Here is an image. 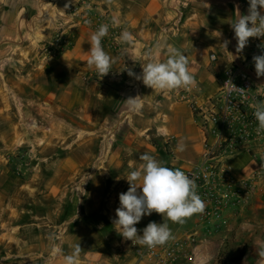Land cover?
Listing matches in <instances>:
<instances>
[{"label":"rangeland","instance_id":"obj_1","mask_svg":"<svg viewBox=\"0 0 264 264\" xmlns=\"http://www.w3.org/2000/svg\"><path fill=\"white\" fill-rule=\"evenodd\" d=\"M17 1L0 0V218L1 207L32 211L35 225L26 231L25 240L35 241L34 264H44L57 246L62 254L76 244L86 248L93 228L81 224V207H97L89 218L112 231L110 207L120 206L119 194L129 188L125 178L141 163L140 154L148 153L175 168L170 161L176 143L166 141L168 137L152 122L157 116V123H166L163 113L159 118L160 105L155 101L143 104L139 113L123 112L118 104L113 109L115 88L107 80L117 71L102 77L88 65L61 59L71 46V32L69 44L58 48L60 30L55 20L62 10L58 0H41L37 18L26 23L25 37L4 43L1 8L14 11L23 5ZM102 91L106 96H99ZM50 92L53 101L46 96ZM167 102L171 105L176 98ZM183 117L179 115L180 123ZM19 125L24 128L21 140ZM1 138L14 146L1 149ZM117 161L123 163L119 169ZM49 210L52 216L45 226ZM226 231L232 241L227 239L219 249L227 256L219 262L238 264L249 248L254 251L257 246L249 242L241 248L233 241L232 230ZM97 238L105 242L104 236Z\"/></svg>","mask_w":264,"mask_h":264},{"label":"crops","instance_id":"obj_2","mask_svg":"<svg viewBox=\"0 0 264 264\" xmlns=\"http://www.w3.org/2000/svg\"><path fill=\"white\" fill-rule=\"evenodd\" d=\"M40 1L18 0L17 2L23 5L18 8L16 6L15 10L11 12L1 8V38L4 43H9L6 42L7 39L17 40L25 37L29 27L26 23H32L37 18L35 11L38 10ZM66 1L72 0H58L57 7L63 9ZM247 1L193 0L185 11L186 20L181 32L173 37H161L160 32L162 27L173 17L169 0H112L109 5L111 19L116 18L119 21L117 25L121 30L127 29L133 35V41L129 44L121 43L117 48L103 46L104 50L114 59L111 70L117 71L113 78L107 80L108 84L115 88L112 91V96L116 101L113 109L118 104V109H124L125 111V109H128L125 100L129 96L136 95L143 97L144 106L154 101L156 105H160L163 109L160 107L157 109L158 112L161 111L158 116L160 118L163 113L166 123L162 121L157 123V116L152 122L156 124V128L161 135L168 137L166 141L176 143L170 161L174 167L190 166L197 162L201 154L202 136L194 117L186 104L174 102L170 105L167 102V100L175 99L174 91L163 93L154 91L145 86L142 81L130 77L127 69H131L137 75L140 74L142 68L139 64L148 62L146 53L153 49L157 43H159V48L156 50V59L158 60L165 59L167 48L175 46L181 49L189 60L190 69L197 81L195 87L198 88L201 99L204 100L214 95L220 88L224 70L231 65L232 61V54L225 53L235 43L234 32L230 24L234 23L236 19L237 6L239 12L244 14V4ZM34 3L35 5H33ZM92 33L93 31L85 26L75 27L71 31V46L62 54L61 59L63 61L73 60L81 66L88 65L89 40ZM225 39L230 41L227 49L223 45ZM211 52H216L219 55V60L215 63L210 61ZM106 94L105 91H102L99 96L104 97ZM46 96L48 99L54 100L53 92L46 94ZM164 109H168V112H163ZM178 111L184 116L182 123H180L179 115L181 114H178ZM16 129L20 133L17 138L21 140L24 136L22 134L24 128L19 125ZM181 140L186 143V150L182 153L176 150L177 143ZM1 144V149L3 146L6 148L14 146L10 139L4 140L1 138ZM116 158L113 157V159ZM121 165L123 163L117 161L115 168L119 169ZM235 166L239 171L246 170L245 163L238 162ZM103 174L101 173V176ZM98 182V180L95 181V187ZM96 208L81 207L82 221L80 222L85 227H92L93 234H90L87 239V246L81 251L78 264H148L140 260L136 253L137 246H145L125 240L119 234V229L115 225L111 231L105 226H99L95 220L92 221L89 218ZM117 208L110 207L109 213L112 220L116 219L115 210ZM51 211L49 210V214H46L45 226H47V220H51ZM31 212V210L24 207H1L0 264H34L32 260L36 258L34 255H37V253L34 251L36 246H32V243H35V241L28 242L25 240V238H28L25 235L26 231H29L35 225L34 220L36 217L30 215ZM198 215L194 214L183 225L169 222L173 236L185 238L192 231L197 230L202 244L205 246V252L214 258L211 264H228L226 262L221 263L227 256L219 249L226 244V240L229 238L226 229H229L232 230L233 241L241 244V248L249 242L257 246L254 251L249 248L238 264H251L252 260V264H259L260 257L258 253L260 245L264 244V193L257 196L250 207L238 211V217H235L234 210H229L225 215V223L221 224L218 231L198 225ZM151 221L162 223L163 217L156 213L144 216L136 227L142 231ZM99 235L104 236L105 242L97 238ZM231 238L228 240L232 241ZM22 244H25V246L29 244V247L24 250L25 246H22ZM71 252L68 254H71ZM220 256L221 259L218 258ZM219 260L221 261L219 262ZM44 264H63L62 256L54 261L46 255ZM176 264L188 263L180 261Z\"/></svg>","mask_w":264,"mask_h":264},{"label":"built area","instance_id":"obj_3","mask_svg":"<svg viewBox=\"0 0 264 264\" xmlns=\"http://www.w3.org/2000/svg\"><path fill=\"white\" fill-rule=\"evenodd\" d=\"M192 1L169 0L173 17L162 27L161 37H173L181 32L185 11ZM110 3L108 0L66 1L55 20L60 30L58 48L69 44L68 35L75 27L85 26L94 32L103 23L109 24V33L102 45L107 48L121 45L117 38L122 30L111 24ZM248 8L249 4L244 7V14ZM225 53L232 54L231 65L224 70L220 88L214 95L203 100L197 87L174 91L176 102L189 107L202 136L197 162L175 168L196 178L197 193L205 203V211L198 215L197 223L216 231L225 223L229 210L237 214L264 193V132L257 134L258 122L253 116L254 104L264 101V76L257 77L253 63L254 55L264 54V38H250L240 53L236 52L235 40ZM209 58L215 63L219 55L211 52ZM238 162L245 163L246 170L239 171L235 166ZM204 247L199 232L194 230L185 238L174 237L163 246L151 249L137 246L136 253L148 264L180 261L211 264L214 258Z\"/></svg>","mask_w":264,"mask_h":264},{"label":"clouds","instance_id":"obj_4","mask_svg":"<svg viewBox=\"0 0 264 264\" xmlns=\"http://www.w3.org/2000/svg\"><path fill=\"white\" fill-rule=\"evenodd\" d=\"M248 4L247 14H241L237 6L236 19L230 24L236 40L237 53L245 49L250 38H264V0H248ZM111 24L115 26L119 21L113 18ZM108 33L109 24L103 23L90 35L89 40L87 64L102 77L112 72L114 63L113 57L102 45V40ZM117 40L119 43L129 44L133 41V35L124 29ZM229 43L227 39L223 41L226 49ZM158 48L159 43L146 53L148 62L139 64L142 68L140 74L137 75L131 69H127L128 75L142 81L152 90L162 93L179 89L190 90L195 87L197 81L186 54L181 49L170 46L167 48L166 58L158 60L156 59ZM253 63L257 77L264 76V54L254 55ZM238 89L243 91V88ZM125 101L131 113H139L142 110V96H129ZM253 107V116L258 122L256 132L260 134L264 132V101L255 103ZM176 150L184 152L186 143L183 140L178 141ZM139 160L141 161L139 166L133 168L125 178L129 188L119 194L120 206L115 210L116 219L112 223L125 240L151 249L163 246L174 239L169 222L183 225L194 214H202L205 211V203L197 193L196 178L178 168L168 167L164 161L148 153L140 154ZM153 213L161 215L163 222L151 221L142 231L138 230L136 225L142 218ZM81 251L80 244H76L71 254L65 255L57 246L52 249L50 260L62 256L63 264H78ZM258 254L259 264H264V244L260 245Z\"/></svg>","mask_w":264,"mask_h":264}]
</instances>
